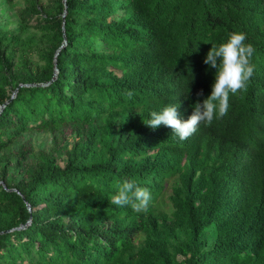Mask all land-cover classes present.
Here are the masks:
<instances>
[{"label": "trees", "instance_id": "16d2710c", "mask_svg": "<svg viewBox=\"0 0 264 264\" xmlns=\"http://www.w3.org/2000/svg\"><path fill=\"white\" fill-rule=\"evenodd\" d=\"M25 2L46 13L40 36L21 35L27 14L0 28V264H264V0ZM235 31L255 71L228 114L184 141L148 127L152 111L175 104L186 120L211 94L204 60ZM63 125L80 134L63 165L58 151L6 152ZM124 180L149 189L146 213L111 203Z\"/></svg>", "mask_w": 264, "mask_h": 264}, {"label": "clouds", "instance_id": "9594fccd", "mask_svg": "<svg viewBox=\"0 0 264 264\" xmlns=\"http://www.w3.org/2000/svg\"><path fill=\"white\" fill-rule=\"evenodd\" d=\"M246 33L235 31L230 33L226 42L212 47L206 55L204 63L216 69L215 82L211 94L193 105L192 114L181 119L177 105L170 104L160 111H152L146 125L156 129L161 125L169 127L181 141L190 138L203 122L211 125L214 119L228 114L230 94L247 90L248 83L254 75L255 65L252 57L255 48L246 43ZM198 96L203 92L197 93ZM117 191L111 197V203L117 206H130L135 212H147L152 194L146 187H140L134 181L124 180L116 185Z\"/></svg>", "mask_w": 264, "mask_h": 264}, {"label": "rangeland", "instance_id": "374dc122", "mask_svg": "<svg viewBox=\"0 0 264 264\" xmlns=\"http://www.w3.org/2000/svg\"><path fill=\"white\" fill-rule=\"evenodd\" d=\"M42 2L45 8H54L56 7V0H39ZM28 8L25 0H0V28L14 30L15 32H19L21 30V26L23 25L24 15L27 14L28 23L27 30L21 35L24 37L29 33H36L37 38L40 36L41 29L40 23L43 22V18L46 17V13L44 11L40 12H32L28 13L26 9ZM64 17V13H63ZM66 42V41H65ZM65 42L57 48V52L60 48L65 45ZM31 62L28 64L35 65L38 62H42L43 58L41 57L39 51L35 48L31 52ZM23 82H20L22 85ZM17 90V87L15 91ZM14 95V94H12ZM119 125H116L114 130L111 133H108L107 130L104 129L103 135H108L111 138V134L115 132V134L120 133ZM113 134V136H115ZM100 135V136H103ZM98 136V137H100ZM80 137L78 131L72 130L71 125L61 126V127H49L43 130H30L26 131L20 138V140L9 147L6 152L7 153H16L22 146L28 147L32 146V149L36 152H57L58 162L63 165L67 158V150L72 148L76 142V140ZM96 153L97 158L99 159L102 154V142H98L96 145ZM39 154L36 155L35 158L30 159L32 165H36L39 157ZM178 178H175L177 181ZM0 183H5L4 179L0 177ZM173 188L169 187L163 197L160 199L158 203V209L164 213H167L165 221L168 223L171 219V212L174 210L175 206L172 202L171 195L173 194ZM66 220L69 219V216H64ZM144 233H140V237L136 240L137 244H141L143 242Z\"/></svg>", "mask_w": 264, "mask_h": 264}, {"label": "water", "instance_id": "95a60500", "mask_svg": "<svg viewBox=\"0 0 264 264\" xmlns=\"http://www.w3.org/2000/svg\"><path fill=\"white\" fill-rule=\"evenodd\" d=\"M13 96V95H12Z\"/></svg>", "mask_w": 264, "mask_h": 264}]
</instances>
